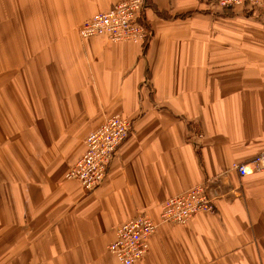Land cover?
<instances>
[{"label":"crops","instance_id":"crops-1","mask_svg":"<svg viewBox=\"0 0 264 264\" xmlns=\"http://www.w3.org/2000/svg\"><path fill=\"white\" fill-rule=\"evenodd\" d=\"M128 0H0V264H121L117 228L159 224L136 264H264V0L223 9L145 0L142 42L83 39ZM120 116L134 128L92 193L69 170L85 139ZM198 186L214 211L162 223Z\"/></svg>","mask_w":264,"mask_h":264},{"label":"built area","instance_id":"built-area-1","mask_svg":"<svg viewBox=\"0 0 264 264\" xmlns=\"http://www.w3.org/2000/svg\"><path fill=\"white\" fill-rule=\"evenodd\" d=\"M223 9L248 8V12L261 5L262 0H204ZM145 0L121 2L109 11L94 16L79 28L83 39L101 37L112 43L142 42L152 37L142 22L146 11ZM134 123L120 116L107 120L85 139L86 151L66 175L78 181L83 189L95 192L108 176L112 161L122 144L133 131ZM241 177L264 173V152L248 164L234 165ZM214 211V204L204 186H198L167 200L161 211L162 223L185 225L202 212ZM159 224L147 214H141L116 230V239L108 251L121 264H136L150 251V240L157 233Z\"/></svg>","mask_w":264,"mask_h":264}]
</instances>
